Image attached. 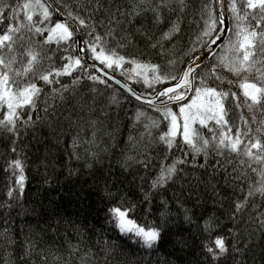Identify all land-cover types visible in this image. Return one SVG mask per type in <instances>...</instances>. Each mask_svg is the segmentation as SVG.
Listing matches in <instances>:
<instances>
[{
  "label": "trees",
  "instance_id": "1",
  "mask_svg": "<svg viewBox=\"0 0 264 264\" xmlns=\"http://www.w3.org/2000/svg\"><path fill=\"white\" fill-rule=\"evenodd\" d=\"M80 2L56 0V6L69 18L66 12ZM111 2L113 11L117 7L121 11L130 7L129 0ZM135 2L143 11L137 16L117 17L121 23L111 37L105 35L110 26L97 23L106 13L97 14L86 25L75 24L85 54L91 55L85 42H91L97 34L101 35L103 46L109 52L114 49L117 55L126 59L121 68L114 66L112 69L92 60L138 93L149 96L158 92L161 86L153 84L149 87L143 83L142 77L129 80L125 73L133 67L131 59L156 64L161 74L180 73L195 55L208 47L206 37L204 42L197 40L204 28L201 6L207 0H184L183 8L178 0H167L159 20L152 10L159 0ZM4 3L15 6L18 0H0V4ZM65 3L69 5L68 9L63 7ZM105 3L107 6V0ZM10 11L11 8L5 9L4 15ZM81 15L88 18L87 13ZM33 19L39 22L38 13ZM20 20H23L22 14ZM128 20L132 23L129 24ZM55 21L53 16L51 23ZM7 22H0V31L6 28ZM172 22L179 23L180 32L163 37ZM90 24H96V27H89ZM25 25L22 35L17 34L16 55L21 56L26 48L40 52L37 72L62 69L68 62L67 57L79 56L75 36L70 41L42 45L40 42L47 32L39 35L34 31L30 33L26 21ZM124 30L130 33L127 41L120 39ZM219 49L220 45L196 72L197 78L217 63ZM3 54L6 57L10 55L7 50H3ZM23 62L21 60L14 66L19 68ZM93 74L99 76L91 66L82 62L70 73L53 74L51 84L37 80L42 91L35 97V106L25 105L18 110L14 131H9L12 125H0V264H210L202 249L209 239L204 231L205 219L213 218V236L223 235L229 244L233 243L236 228L230 213L233 203L242 199L238 189L233 190L224 183L222 170L216 168L214 172L213 166L217 161H230L228 171L231 172L232 168L239 170L242 166L237 161L241 157L228 150L218 155L213 147L215 141H212L205 158L203 153H194L184 145L181 135L177 137L181 147L167 149L159 142V135L166 131L167 126L162 113L154 106L136 101L103 77L107 83L89 79ZM149 75H152L150 70ZM170 83L164 81L163 85ZM209 83L214 86L211 79ZM232 90L236 91V88ZM231 104V100L226 101L229 108L227 119L234 134L236 128L243 130L245 127L241 116L248 119L250 114L244 108L231 107ZM138 110L143 113L142 121L135 123L132 116L138 114ZM173 110H178V106ZM3 111L6 107L0 106V112ZM153 122L159 126H153ZM146 124H152V127H146ZM251 126L254 128L256 125ZM193 127L210 140L213 131L219 136L220 129L213 121L204 126L197 122ZM165 155L170 158L165 160ZM127 156L134 158L129 161L130 168L122 167ZM176 157L187 161L177 164L188 174L187 180L175 184L169 182L149 191L150 181L157 175L160 164H169ZM13 160H20L23 166L25 180L22 191L16 183L20 170L11 165ZM139 161L143 163H137ZM253 167L259 168V165L253 164ZM249 175L252 180H259L256 174ZM197 177L205 181L211 179V184H201ZM212 184L217 188L215 194ZM247 187L245 184V189ZM107 192L114 194L111 202ZM144 192L149 193L147 200ZM113 204L127 207L129 217L138 224L159 227L161 239L148 247L134 234L121 233L113 223H109L108 208ZM185 208L189 210L187 215L191 221L185 219ZM238 227L241 235H245L246 226L240 224ZM257 236L259 232L253 236L255 247L249 249L247 264H264V252L256 242ZM177 237L183 243H178ZM236 239L239 240L240 236L237 235Z\"/></svg>",
  "mask_w": 264,
  "mask_h": 264
},
{
  "label": "snow or ice",
  "instance_id": "2",
  "mask_svg": "<svg viewBox=\"0 0 264 264\" xmlns=\"http://www.w3.org/2000/svg\"><path fill=\"white\" fill-rule=\"evenodd\" d=\"M178 2L181 8L185 7L184 0H178ZM129 3L130 7L126 10L121 11L117 7L113 11L111 0H107V6L105 0H95L94 4L93 0H81L80 3L73 5L72 10L66 12L69 17L67 22L57 19L55 23H51L53 13L60 12V8L56 6V0H18L15 6L7 3L0 4V22L8 21L6 28L0 31V106L6 107V111L0 112V116L3 117L0 119V125L5 127L12 125L9 131H14L16 120L19 118L18 110L25 105L35 106V97L42 91L36 83L37 80L43 81L44 84H51L53 74L59 76L62 73H70L72 69L81 66L82 62L86 63L87 59L100 61L109 69L114 66L119 67L126 59L124 56L117 55L114 49L109 52L103 46V37L97 34L91 42H85V46L90 50V56L86 53L84 56L67 57L68 62L63 65L62 69L52 68L51 71L37 72L36 66L41 59L40 52L26 48L18 57L14 47L18 38L17 34L22 35L21 30L26 26L25 21L30 33L34 31L39 35L47 32L40 42L42 45H50L52 42L59 44L73 38L75 29L70 27L71 23L78 22L79 25H86L89 19H94L97 14L103 12L106 15L100 16L97 23L100 26L107 23L110 27L105 35L111 37L121 23V19L137 16L143 11L135 0H129ZM226 3L227 6H225ZM166 6L167 0H159L158 5H153L152 10L157 20L160 19L161 9ZM63 7L68 9L69 5L65 3ZM8 8H11V11L4 15L5 9ZM200 11L204 19V28L197 40L204 42L206 37L209 49L220 42V49L216 54L217 63L212 64L207 72H201L197 78L196 72L199 71V66L189 62V65L177 75L161 74L158 65L139 62L132 58L133 67L125 74L129 80L142 77L143 83L149 87L153 84L161 86L160 91L154 95L149 94L146 102L156 107L157 111L162 113L163 119L167 121L166 131L159 135V142L167 149L181 147V141L177 139L180 133L184 145L194 153H203L205 158L209 154L212 141H215L213 147L218 155H223L224 150H228L241 157L237 161V164L242 166L239 170L232 168L229 172L230 161L224 163L217 161L213 166L214 172L216 168L222 170L221 177L225 184L242 193V199L233 203L230 213V219L236 228L233 243L229 244L223 235L213 236V218L210 217L205 219L204 231L208 233L209 239L204 242L202 249L205 259L210 261V264H229V262L230 264H247L246 257L249 249L255 247L253 243L255 232H259L256 242L261 245L262 252H264V0H207V2H202ZM37 13L39 22L33 19ZM81 13H87L88 18L83 17ZM21 14L23 20H20ZM128 23L131 24L132 21L128 20ZM88 26L95 28L96 24ZM179 32V23L172 22L162 36L170 37ZM225 33L228 34L227 38L223 35ZM129 35L130 33L124 30V35L120 36V39L127 41ZM3 50H7L10 55L6 57ZM21 60L24 61L22 66L15 67L14 65L20 63ZM149 70L152 75H149ZM129 73H135V75ZM89 79L107 83L101 76L95 74ZM209 79L214 81V86L209 83ZM164 81L171 83L164 86ZM123 87L137 100L145 99L128 83H125ZM233 87L236 91L232 90ZM190 92L193 94L186 101ZM160 97L166 100L159 99ZM229 100L232 101L231 107L244 108L250 114L248 119L241 116L245 127L243 130L236 128L234 134L227 119L229 108L226 107V101ZM169 105L178 106V111H173V107ZM141 116L143 113L138 110L137 119ZM209 121H213L220 129L218 137L213 131L211 140L201 136L193 127L197 122L204 126ZM252 124L256 126L253 128ZM153 126L158 127L159 125L153 122ZM169 158L167 155L164 157L165 160ZM133 159L130 156L125 157L122 167L130 168L129 161ZM194 159L195 156H193ZM137 163H143V161ZM179 163H187V161L182 157H176L169 164L162 162L157 175L150 181L149 191L169 182L175 184L179 181H186L188 174L183 168L177 167ZM253 164H258L259 168L253 167ZM11 165L20 170L16 183L22 191L25 180L23 166L20 160H13ZM199 166L206 167V165ZM145 168H147L146 163ZM249 173L256 174L259 180H252ZM196 179L206 186L211 184V179L207 181L200 180L198 177ZM245 184L248 185L247 189H245ZM211 189L214 194L217 192L216 185L212 184ZM141 191L143 192V188ZM106 194L111 202L114 194L111 192ZM143 194L147 200L149 193L144 192ZM9 195H11V190H9ZM184 211L185 219L191 221V217L187 215L189 210L185 208ZM128 213L129 209L123 204L119 206L113 204L108 208L109 223H113L121 233L134 234L148 247H152L161 239L159 227H145L138 224L136 220L129 217ZM240 224L246 226L245 235H241L238 227ZM253 226H255V231H253ZM229 232L232 234L231 230ZM237 235L240 236L239 240L236 239ZM177 242L183 243L179 237H177Z\"/></svg>",
  "mask_w": 264,
  "mask_h": 264
},
{
  "label": "water",
  "instance_id": "3",
  "mask_svg": "<svg viewBox=\"0 0 264 264\" xmlns=\"http://www.w3.org/2000/svg\"><path fill=\"white\" fill-rule=\"evenodd\" d=\"M55 15H56V17L57 18H59V19H63L64 21H68L69 19H67V18H64L63 16H62V14L59 12V13H54ZM70 27H72V28H74L75 29V34H76V36L77 37H79L80 38V33H79V31H78V29H77V27H76V25H74L73 23H71L70 24ZM223 35H226V33L225 34H223ZM220 42H217V44L214 46V47H216L218 44H219ZM214 47L212 48V49H206V50H204L202 53H200L198 56H196L191 62H192V64L193 65H198L199 66V68H201L207 61H208V58H209V55H210V52H212V50L214 49ZM81 56H84V53H81ZM88 62H90L89 61V59H87V62L86 63H88ZM94 66H95V68L97 69V71L99 72V73H101L102 75H104L105 77H107V78H109L110 80H112V81H114L116 84H118L120 87H122L123 89H125L124 87H123V85H124V83L122 82V81H120L119 79H117L115 76H113V75H110L107 71H105L104 69H103V71L101 70L102 68L99 66V65H97V64H95V63H92ZM189 65V64H188ZM187 65V66H188ZM186 66V67H187ZM105 72H107V75H105ZM114 77V78H113ZM125 90H127V89H125ZM191 94H192V92H190L189 93V96L188 97H186V100L191 96ZM161 98V97H160ZM141 101H143V102H146L147 101V98H145V99H143V100H141ZM147 103V102H146Z\"/></svg>",
  "mask_w": 264,
  "mask_h": 264
},
{
  "label": "bare ground",
  "instance_id": "4",
  "mask_svg": "<svg viewBox=\"0 0 264 264\" xmlns=\"http://www.w3.org/2000/svg\"><path fill=\"white\" fill-rule=\"evenodd\" d=\"M225 6H226V4H225ZM60 13H61V11H60ZM62 14V13H61ZM53 16L56 18V20L57 19H59V18H57L56 17V15L53 13ZM62 16L64 17V18H67V17H65L63 14H62ZM67 19H69V18H67ZM74 25H76L75 23H73ZM76 27H77V25H76ZM77 29H78V27H77ZM78 31H79V29H78ZM80 33V32H79ZM226 35H227V33H226ZM226 35H225V37H226ZM74 36L78 39V48H79V56H81V53H84V51H81V49L83 50V47H82V40H81V36H80V38L79 37H77L76 36V34H75V32H74ZM220 45V43L217 45V46H219ZM216 46V47H217ZM216 47H214V49L216 48ZM209 47H207V48H205L204 50H206V49H208ZM214 49L212 50V52L214 51ZM204 50H202L200 53H202ZM212 52H210V54L212 53ZM200 53H198L197 55H195L194 57H193V59L196 57V56H198ZM84 55H85V53H84ZM209 57H210V55H209ZM192 59V60H193ZM191 60V61H192ZM208 60H209V58H208ZM89 61L90 62H88V63H84V64H86V65H89V66H91L93 69H94V71L99 75V76H101V77H103V78H105L106 80H108V81H110V82H112L113 84H115L116 86H118L120 89H122L123 91H125L128 95H130L133 99H135L136 101H138V102H140V103H143V104H147V105H150V104H148V103H146V102H143V101H141V100H137L135 97H133L132 95H131V93L130 92H128V90H125V89H123L122 87H120L118 84H116L114 81H112V80H110L109 78H107V77H105L104 75H102L101 73H99L98 71H97V69L95 68V66L92 64V63H95V64H97V65H99L102 69H104L105 71H107L110 75H113V76H115L117 79H119L120 81H122L124 84L126 83V82H124L121 78H119L118 76H116L115 74H113L112 72H110L108 69H106L104 66H102L99 62H97V61H95V60H92V59H89ZM190 61V62H191ZM207 63V62H206ZM205 63V64H206ZM188 64H189V62H188ZM187 64V65H188ZM186 65V66H187ZM186 66H185V68H186ZM184 68V69H185ZM183 69V70H184ZM169 85V84H168ZM168 85H166V86H168ZM130 86V85H129ZM131 87V86H130ZM161 90V89H160ZM159 90V91H160ZM138 93V92H137ZM138 94H140V93H138ZM193 94V93H192ZM191 94V95H192ZM140 95H142V94H140ZM142 96H144V95H142ZM191 97V96H190ZM189 97V98H190ZM144 98H148V96H144ZM188 98V99H189ZM159 99H165L166 100V98H164V97H161V98H159ZM187 101V100H186ZM185 101V102H186ZM175 103V102H174ZM150 106H153V105H150ZM169 106H173V105H169Z\"/></svg>",
  "mask_w": 264,
  "mask_h": 264
},
{
  "label": "rangeland",
  "instance_id": "5",
  "mask_svg": "<svg viewBox=\"0 0 264 264\" xmlns=\"http://www.w3.org/2000/svg\"><path fill=\"white\" fill-rule=\"evenodd\" d=\"M123 66V63L118 67V68H121ZM115 104V103H114ZM119 105V104H118ZM174 111V110H173ZM176 111H178V110H176ZM137 113H135L133 116H132V119L134 120V122L135 123H137V122H141L142 121V119L141 118H139V119H137ZM150 126V128L152 127V124H146V126ZM194 126V125H193ZM181 132H182V129H181ZM178 135H181L180 133H178ZM181 137H182V135H181ZM132 219V218H131Z\"/></svg>",
  "mask_w": 264,
  "mask_h": 264
}]
</instances>
